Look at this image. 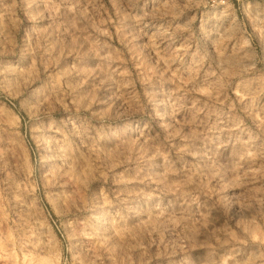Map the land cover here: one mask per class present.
Instances as JSON below:
<instances>
[{
	"label": "rangeland",
	"instance_id": "obj_1",
	"mask_svg": "<svg viewBox=\"0 0 264 264\" xmlns=\"http://www.w3.org/2000/svg\"><path fill=\"white\" fill-rule=\"evenodd\" d=\"M0 264H264V0H0Z\"/></svg>",
	"mask_w": 264,
	"mask_h": 264
}]
</instances>
